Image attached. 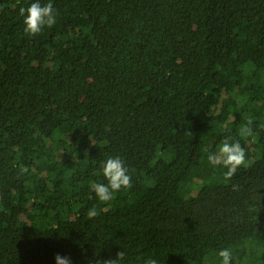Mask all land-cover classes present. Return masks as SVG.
Here are the masks:
<instances>
[{"label": "trees", "instance_id": "trees-1", "mask_svg": "<svg viewBox=\"0 0 264 264\" xmlns=\"http://www.w3.org/2000/svg\"><path fill=\"white\" fill-rule=\"evenodd\" d=\"M32 2L0 0V264H264V0H39L28 35ZM108 156L132 186L102 202Z\"/></svg>", "mask_w": 264, "mask_h": 264}, {"label": "clouds", "instance_id": "clouds-1", "mask_svg": "<svg viewBox=\"0 0 264 264\" xmlns=\"http://www.w3.org/2000/svg\"><path fill=\"white\" fill-rule=\"evenodd\" d=\"M19 14L23 17L24 33L28 35L39 34L45 27L51 28L56 24L58 15L51 2L42 5L39 0H35L27 7H20ZM252 124V118H246V122L242 123L237 130L239 137L252 136ZM206 159L210 166H223L226 169L224 178L227 181L232 178L240 166H246V150L239 139L230 140L225 138L217 146L216 151L207 154ZM100 167L107 184L94 182L90 185L91 190L100 201H109L113 198V194L121 188H130L132 186L129 170L121 157L108 156L101 162ZM96 214L95 208L88 212L89 217H93ZM217 255L220 258V264H231L232 253L228 248L220 249ZM124 256V252H118L115 259H107L103 264H120ZM55 261L56 264H71L70 257L61 256L59 253L56 254ZM144 264H158V261L150 257L144 261Z\"/></svg>", "mask_w": 264, "mask_h": 264}, {"label": "rangeland", "instance_id": "rangeland-1", "mask_svg": "<svg viewBox=\"0 0 264 264\" xmlns=\"http://www.w3.org/2000/svg\"><path fill=\"white\" fill-rule=\"evenodd\" d=\"M214 142H216V140H212L210 144H212V143H214ZM210 152H212V151H210ZM207 154H208V153H207ZM206 157H207V155H206L205 158H204V166L206 165V168H207V170H208V169L211 168V166L208 164ZM216 168H220L221 170H224V167H223V166H217ZM203 174H204L203 169L200 170V171L198 172V175H200V176H202Z\"/></svg>", "mask_w": 264, "mask_h": 264}]
</instances>
